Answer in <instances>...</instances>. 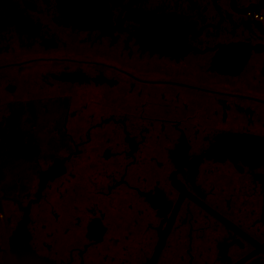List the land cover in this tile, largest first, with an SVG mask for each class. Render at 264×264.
<instances>
[{
  "label": "flooded vegetation",
  "instance_id": "af4514ba",
  "mask_svg": "<svg viewBox=\"0 0 264 264\" xmlns=\"http://www.w3.org/2000/svg\"><path fill=\"white\" fill-rule=\"evenodd\" d=\"M0 264H264V0H0Z\"/></svg>",
  "mask_w": 264,
  "mask_h": 264
}]
</instances>
